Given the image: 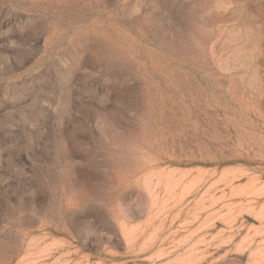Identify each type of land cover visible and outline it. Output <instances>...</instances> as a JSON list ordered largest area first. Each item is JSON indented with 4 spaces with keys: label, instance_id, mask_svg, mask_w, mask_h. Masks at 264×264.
Segmentation results:
<instances>
[{
    "label": "rangeland",
    "instance_id": "374dc122",
    "mask_svg": "<svg viewBox=\"0 0 264 264\" xmlns=\"http://www.w3.org/2000/svg\"><path fill=\"white\" fill-rule=\"evenodd\" d=\"M0 264H264V0H0Z\"/></svg>",
    "mask_w": 264,
    "mask_h": 264
}]
</instances>
